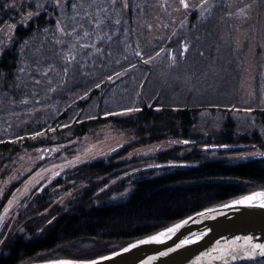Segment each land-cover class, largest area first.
<instances>
[{"label":"trees","instance_id":"1","mask_svg":"<svg viewBox=\"0 0 264 264\" xmlns=\"http://www.w3.org/2000/svg\"><path fill=\"white\" fill-rule=\"evenodd\" d=\"M105 2L104 6H101V0H75L69 3L68 7L72 11L73 5H76V14L79 12L81 18L87 17L82 28L90 32L87 38L100 51L86 49L79 52L77 62L71 66L62 68L57 63L56 73L45 70L39 79L40 91L33 88L27 77L28 70L25 68L23 72L24 52L21 54L20 51L28 43L44 46V35L54 31L56 19L41 13L27 26L17 27L11 44L0 57V78L4 77L8 85L10 82L13 87L8 86L1 91L9 96L27 97L28 102L20 111L26 109L30 125L12 129L9 138L3 136L0 139V153L14 155L24 149L62 143L66 137H83L108 124L131 130L136 140L125 147L118 157L115 155L80 165L69 171L66 178L54 181L43 194L31 198L18 223L25 232L9 234L0 247V264H29L58 259L94 260L195 213L264 190V159L239 163L209 160L206 156L209 150L200 149L181 156L183 148L176 146L155 156L157 168L135 175L132 182L134 190L126 201L96 203L95 199L102 196L96 195L103 184L99 181L114 177L113 173L123 167V163L117 159L130 150L167 139L189 141L187 145L191 146L193 140L198 139L194 134V126L206 106L193 102L190 97L184 98L181 85L176 89L175 81L182 76L197 82L204 80L203 75L195 73L203 67L202 63H206L210 53L214 54L218 50L219 44L213 37L219 31L217 24L224 17L220 3L219 9L204 21L206 27L200 33L197 32L202 46L201 56L189 62L188 71L184 72L170 65L166 68V64L155 68L140 60L143 50L139 49L144 45L141 36L147 34L143 28L150 27L151 22H147V17L153 12L151 7L157 0H127V5L123 0H116L114 6L112 0ZM6 3L7 0H0V25L8 18ZM99 8L103 9L102 16L94 14ZM89 10L92 12L89 13ZM100 19L106 23L105 30L102 23H93ZM99 33L101 38L98 39L96 35ZM168 33L167 28L164 35L167 37ZM109 36L111 39H108ZM209 36L213 38L210 42L206 41L210 40ZM157 42L161 45L159 48L168 47L167 44H161L162 40ZM52 53V57L56 54V58H59L55 51ZM39 62L34 60L32 68L39 67ZM66 67L67 74L64 71ZM175 72H179L178 77L174 75ZM41 92L42 96L46 95V104L42 103L44 100L40 102L35 100L37 97H33V93ZM165 92L168 93L166 96L163 95ZM115 107L120 111L117 114L113 112ZM21 114L24 113L17 112L15 116ZM253 115L264 129V109L253 111ZM227 126L229 134L223 133L217 138L221 146L264 144V131L261 134L256 130L249 138V132H237V126L231 118ZM170 163L175 165L159 166ZM178 163L185 165L180 166ZM68 182L85 187L64 206L52 207L55 199L60 197L56 189ZM125 184L119 182L114 185L106 197L111 198L113 192L124 190ZM14 189L15 186L9 189L3 204ZM245 264H264V260Z\"/></svg>","mask_w":264,"mask_h":264},{"label":"rangeland","instance_id":"2","mask_svg":"<svg viewBox=\"0 0 264 264\" xmlns=\"http://www.w3.org/2000/svg\"><path fill=\"white\" fill-rule=\"evenodd\" d=\"M71 1L75 0H61V3L66 5L62 10L55 4V0H7L8 18L0 25V57L5 48L11 44L18 26H27L41 13H46L50 19L54 17L56 19L57 25L54 31L44 35L46 36L44 46L28 43L22 46L20 51L21 54L24 52L25 57H22L23 72L25 68L28 70L27 77L37 91L41 90L39 79L45 70L56 73L57 63L62 68L68 66L63 57L70 44L75 42L74 35L63 36L59 32L58 21L60 26H65L70 25L73 19L81 25L88 20L87 17L81 18L80 14L78 16L76 8L72 11L68 7ZM123 1L127 5V0ZM101 2V6L106 4L105 0ZM187 2L189 4L187 9L183 7L181 0H157L153 7L150 6L151 10L153 9L150 15H153L147 17L149 18L147 22H151V25L143 28L148 35L144 33L145 35L141 36L144 48L139 50H143V55L138 54L141 56L142 63L150 64L155 68L166 64V68L170 65L175 70L187 72L188 63L201 56L202 46L197 32L200 33V30L206 27L204 25L206 18L219 9L220 3L222 4L220 9L224 17L221 18V23L217 24L219 31L213 37L216 44H219L218 50H215L214 54L210 53L206 63H202L203 67L198 68L199 72L195 73L203 75L204 80L197 82L182 76L183 78L179 77V80L177 78L175 81L176 89L181 85L180 90L182 93L184 91V98L190 97L193 102L206 106L194 126V134L198 139L193 140L194 143L191 146L183 143L181 139H167L130 150L125 156L117 159L123 163V167L113 173L114 177L99 181L103 184L96 193L98 196L102 195V198L95 199L98 204L126 201L134 190L132 182L135 175L157 168L155 156L159 152L176 146L183 148L181 156L194 149L209 150L206 155L209 160H228L231 163L254 160L256 156L264 154V144L236 143L221 148V144L217 143L220 135L229 132L227 128L229 118L237 126V132L241 134L249 132V138L256 130L260 133L264 131L253 115V111L264 109V0H187ZM196 5H202V7H196ZM79 6L81 7L80 3ZM101 10L103 9L99 8L98 12L93 11V13L102 16ZM91 12L89 10V13ZM29 13L32 15L29 16ZM196 15L198 17L194 18ZM65 16L68 18L67 21ZM100 23L104 25L105 30V21L100 19ZM102 24L100 26H103ZM153 26L154 29H151ZM175 26H177L176 30H174ZM167 28L169 33L166 37L164 30ZM65 30L69 31V27L66 26ZM77 32L83 37L79 46L91 43L87 37L83 36L84 28H77ZM96 36L101 38L100 33ZM213 38L210 37V40L206 41L210 42ZM58 40H64L65 43H58ZM157 40H162L161 44H167L168 47L159 48L161 45L157 44ZM178 40L181 41L177 42ZM185 43L189 45L186 53L183 49ZM54 51L59 55L58 59L56 54L54 57L51 56ZM173 55H175V62H173ZM45 56H47L46 59ZM149 57L152 59L149 60ZM34 60H40L39 67L36 69L32 68ZM178 74L179 72L174 73L176 77ZM157 83L158 80H156V86ZM0 84L1 139L3 136L11 137V130L14 128L30 125L28 122L30 118L26 109L20 111L27 104V97L19 98L18 95L9 96L2 92L1 90L7 89L8 86L13 87L10 82L8 85L4 77L0 78ZM166 94L168 93H163L165 96ZM41 96L42 92L33 93V97H37L35 100L40 102L46 95ZM42 103L47 102L44 100ZM17 112L24 114L16 117ZM113 112L117 114L120 111L115 107ZM135 140L136 137L131 130H122L113 124H108L92 130L83 137H66L62 143L31 150L24 149L14 155L0 153V247L9 234H24V228L18 223L21 213L26 210L31 198L43 194L54 181L58 178H66L69 171L80 165L108 159L115 155L118 157L121 151ZM178 165L185 164L178 163ZM119 182H126L124 190L118 193L113 192L111 198L106 197L110 189ZM13 186H15L13 193L3 204L4 197ZM84 187L85 185L82 184L68 182L57 188L60 197H54L56 199L52 207L64 206Z\"/></svg>","mask_w":264,"mask_h":264},{"label":"water","instance_id":"3","mask_svg":"<svg viewBox=\"0 0 264 264\" xmlns=\"http://www.w3.org/2000/svg\"><path fill=\"white\" fill-rule=\"evenodd\" d=\"M225 147L227 146L221 148ZM255 159H264V154L256 156ZM171 165L175 163L159 166ZM261 191L264 190L255 192ZM233 201L209 208L212 209L211 212L205 209L181 220L188 222L176 231L166 233L165 237L158 241L136 244L137 240L129 244L136 245L135 247L129 248L127 245L115 251L116 255H113L114 252L105 255L104 257L108 259L101 260L99 257L94 260L97 264H245L264 260L259 250L255 257L246 254L254 244L264 243V206L258 202L245 205L235 204ZM173 225L166 229L172 228ZM164 231L165 229L150 236H156ZM147 237L139 240H146ZM185 240L191 242L185 244L183 243ZM123 249L128 250L123 251ZM63 260L86 261L75 259L51 261ZM51 261L29 264H49Z\"/></svg>","mask_w":264,"mask_h":264},{"label":"snow or ice","instance_id":"4","mask_svg":"<svg viewBox=\"0 0 264 264\" xmlns=\"http://www.w3.org/2000/svg\"><path fill=\"white\" fill-rule=\"evenodd\" d=\"M115 2H116V0H112L113 6L115 5ZM181 3L183 4L184 8H186V9L189 8V4H188L187 0H181ZM55 4L60 6L62 10L66 6V5L61 3V0H55ZM73 7L75 8L76 5H73ZM196 7H202V5H196ZM62 14H63V11H62ZM31 15H32V13H29V16H31ZM77 15H79V13H77ZM65 20L66 21L68 20L67 16H65ZM119 22H120L119 20L116 21L117 24H119ZM93 23L99 24L100 21H93ZM66 26L69 27V31L65 30ZM82 27H83V25L79 24L74 19L71 21L70 25H65V26H60V22L58 21L59 32L63 36H68L70 34L74 35L75 42L70 44V46L67 48L66 55L63 57L64 61L69 66H71L72 63L77 62V55L79 54V52H82V51L89 49V48L95 49L96 51H100V49L96 48V45L94 43H85V44L80 45L79 49L77 48V45L83 39V37L79 34V32H77V28H82ZM89 35H90V32L88 30H85L83 33V36L88 37ZM99 38L100 37H98V39ZM108 39H111V37L109 36ZM58 43L63 44V43H65V41L64 40H58ZM188 48H189V45L187 43H185L183 45V49H184L185 53L187 52ZM161 51H163V49ZM141 55H143V53H141ZM148 59L151 60L152 57H149ZM173 62H175V55H173ZM64 71H65V74H67L68 68L66 67L64 69ZM117 75H119V74H117ZM109 79H111V77H109ZM97 87H98V85H97ZM125 111L130 112V111H132V109H125ZM184 143H188V141H185ZM257 198H259V199L257 200ZM254 202H258L261 206H264V191L254 192L248 196H244L238 200L233 201V203H235V204H245V205H251ZM206 211L211 212L212 209H206ZM187 222L188 221H181L179 224L173 225L172 228L165 229L164 232H161V233L157 234L156 236H149V237H147L146 240H138L136 242V244H142V243H146L148 241H158L162 237H165L166 233H172V232L176 231L177 229H179L182 225L186 224ZM190 242L191 241L185 240L183 243L187 244ZM249 243H251V238H249ZM135 246L136 245H129L128 247L132 248ZM127 250L128 249H123V251H127ZM257 250H259V254L261 256H264V243L254 244L253 247L251 248V250H247L246 254L249 257H255L257 255ZM222 251L226 252L227 250H222ZM113 255H116V253L114 252ZM99 259L104 260V259H108V257L101 256ZM49 264H97V261L96 260H86V261L63 260V261H51V262H49Z\"/></svg>","mask_w":264,"mask_h":264}]
</instances>
